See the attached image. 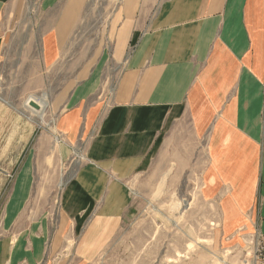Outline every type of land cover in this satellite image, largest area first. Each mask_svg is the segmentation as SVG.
Returning a JSON list of instances; mask_svg holds the SVG:
<instances>
[{"label": "crops", "instance_id": "crops-1", "mask_svg": "<svg viewBox=\"0 0 264 264\" xmlns=\"http://www.w3.org/2000/svg\"><path fill=\"white\" fill-rule=\"evenodd\" d=\"M80 2L0 0V74L18 55L17 74L49 80L59 111L37 144L60 161L87 142L54 227L31 199L47 154L28 150L26 130L0 133V264H56L61 250L111 236L130 203L128 179L155 166L196 178L226 239L264 233V0H115L96 15L98 34L96 16L77 23ZM35 7L39 23L12 19Z\"/></svg>", "mask_w": 264, "mask_h": 264}, {"label": "rangeland", "instance_id": "rangeland-1", "mask_svg": "<svg viewBox=\"0 0 264 264\" xmlns=\"http://www.w3.org/2000/svg\"><path fill=\"white\" fill-rule=\"evenodd\" d=\"M114 2L115 0H82L80 4L83 11L77 23L82 24L86 15H99L100 9L113 6ZM28 11L29 13L16 18L12 16V19L22 24L41 21V16L37 15L38 8ZM100 17L96 16L97 20L90 22L92 34H98L105 26V19L100 21ZM40 32L31 30L27 33H36L39 38ZM77 33L81 34L80 31ZM38 38L29 40L27 44L35 45ZM18 62L17 55L14 62L6 66L4 74H0V133L6 137L10 134L18 136L26 130L28 150L37 154L44 150V154H47L44 156L47 157L44 160L47 166L44 167L45 173L36 179V189L32 192L31 199L39 201L43 211L53 218L51 225L56 227L55 218L61 210L63 188L74 170L82 164L87 142L83 140L75 144L70 156L60 161L55 151L51 152L52 145L48 142L37 144L40 133L50 130L59 111L51 109L50 81L45 77L36 80L34 74H17ZM22 67L23 71L25 67L28 68L25 64ZM44 92L49 93L48 99ZM29 98H36L43 106L40 114L28 108L26 101ZM55 144V150L57 145L60 148L65 145L63 142ZM174 169L175 167H169L164 174L163 168L155 166L149 171L132 175L127 182L130 203L117 230L103 234L111 235L106 238L84 239L86 248L81 253L72 254V249L70 252L69 249L61 250L52 257L54 260L49 258L47 263L51 260L56 264H245L246 241L238 243L222 236L217 207L207 203L204 205L198 182L193 175L187 172L173 174ZM5 178L12 180L13 174L6 175ZM78 230L70 242L73 247L78 245L82 237V231ZM93 232L98 234L93 229L86 236Z\"/></svg>", "mask_w": 264, "mask_h": 264}, {"label": "built area", "instance_id": "built-area-1", "mask_svg": "<svg viewBox=\"0 0 264 264\" xmlns=\"http://www.w3.org/2000/svg\"><path fill=\"white\" fill-rule=\"evenodd\" d=\"M246 241L245 264H264V233L259 230L247 235Z\"/></svg>", "mask_w": 264, "mask_h": 264}, {"label": "water", "instance_id": "water-1", "mask_svg": "<svg viewBox=\"0 0 264 264\" xmlns=\"http://www.w3.org/2000/svg\"><path fill=\"white\" fill-rule=\"evenodd\" d=\"M26 105L28 106V108L36 112L41 111V108H42L41 104L36 99H33V98L27 99Z\"/></svg>", "mask_w": 264, "mask_h": 264}]
</instances>
